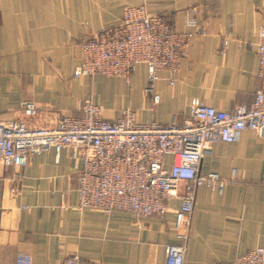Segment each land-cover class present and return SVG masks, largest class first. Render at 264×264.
Instances as JSON below:
<instances>
[{"label":"crops","instance_id":"0c3cea01","mask_svg":"<svg viewBox=\"0 0 264 264\" xmlns=\"http://www.w3.org/2000/svg\"><path fill=\"white\" fill-rule=\"evenodd\" d=\"M142 3L169 14L180 30L189 28L183 8L198 4L207 31L194 36L175 73L161 71L155 103L143 93V63L129 82L118 75L74 76L81 39ZM263 24L264 0H0V120L22 116L27 99L45 111L76 115L91 99L109 119L129 106L141 121L161 123L182 122L194 97L224 110L251 104L262 84L255 43ZM234 168L236 177L223 192L197 189L185 264H223L264 247V137L247 129L238 141L216 142L201 161L203 173L228 177ZM79 171L70 147L59 157L53 150L36 154L24 167L0 160V264H17L19 254L32 264H61L69 254L93 264H166V246L180 242V200L169 199L165 219L79 209Z\"/></svg>","mask_w":264,"mask_h":264},{"label":"built area","instance_id":"2783aa9c","mask_svg":"<svg viewBox=\"0 0 264 264\" xmlns=\"http://www.w3.org/2000/svg\"><path fill=\"white\" fill-rule=\"evenodd\" d=\"M183 13L189 28L180 30L169 14L150 12L145 3L126 7L117 23L81 39L74 76L118 75L129 82L143 63L147 71L143 93L152 103L158 102L161 95L155 83L161 71L175 73L194 36L207 33L199 20V6L186 7ZM257 35L262 84L251 104L224 110L194 97L182 122L161 123L141 121L131 107L109 119L103 106L91 99L82 101L78 115L45 111L27 99L22 116L0 120V160L5 167H24L36 154L53 150L59 157L63 148L70 147L72 157L80 162L79 209L92 207L106 214L123 209L135 217L165 219L169 199L177 197L180 205L175 211V228L180 242L166 246V264H185L197 189L206 185L223 192L237 174L236 168L228 177L214 171L203 173V156L218 141H238L247 129L264 137V24ZM228 44L227 39L223 48ZM261 184L264 187V168ZM17 264H32V259L19 254ZM61 264L93 263L69 254ZM223 264H264V247Z\"/></svg>","mask_w":264,"mask_h":264},{"label":"rangeland","instance_id":"374dc122","mask_svg":"<svg viewBox=\"0 0 264 264\" xmlns=\"http://www.w3.org/2000/svg\"><path fill=\"white\" fill-rule=\"evenodd\" d=\"M193 5H197V6H198V4H191V5L185 6L184 8L189 7V6H193ZM184 8H183V9H184ZM117 100H118V101H123V97L118 96ZM117 100H116V101H117ZM127 107H129V106H127ZM124 108H126V107H124Z\"/></svg>","mask_w":264,"mask_h":264}]
</instances>
